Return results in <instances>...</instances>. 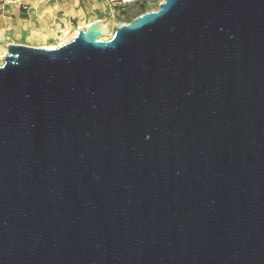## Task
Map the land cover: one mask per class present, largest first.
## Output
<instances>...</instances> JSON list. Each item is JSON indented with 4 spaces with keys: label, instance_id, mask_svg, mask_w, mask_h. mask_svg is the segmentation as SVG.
Segmentation results:
<instances>
[{
    "label": "water",
    "instance_id": "water-1",
    "mask_svg": "<svg viewBox=\"0 0 264 264\" xmlns=\"http://www.w3.org/2000/svg\"><path fill=\"white\" fill-rule=\"evenodd\" d=\"M0 264H264V0L8 43Z\"/></svg>",
    "mask_w": 264,
    "mask_h": 264
},
{
    "label": "crops",
    "instance_id": "crops-1",
    "mask_svg": "<svg viewBox=\"0 0 264 264\" xmlns=\"http://www.w3.org/2000/svg\"><path fill=\"white\" fill-rule=\"evenodd\" d=\"M65 2H68V1L38 0L37 2H34L33 0H25L24 3L28 5V8L23 9L19 3H7L6 1H0V35H1L0 45L5 44V43H10V42L23 43V41H25L26 39H29L25 37L18 38L14 35V32H16L15 30L19 29L20 31H22V33H25L28 31L29 28L31 29L34 28L35 18H36V22H38L39 19L44 20V18L46 17L45 21L49 24L55 18L56 19L68 18L69 20L71 17L72 11L70 10L68 11L67 8L63 6ZM48 7L52 8L53 12L52 10L48 11ZM81 21H85V18H83ZM81 21L79 18H77V22L79 25L82 24L80 23ZM49 24L47 25L48 27H46L45 23H43V27L47 28L46 30H48L47 33L50 36H47V37H50L51 40H53L54 43H56V40H58L57 39L58 34L56 32V29L58 27H53ZM69 30L73 31V29L71 28ZM44 34L45 32L42 31L40 35H37V37H35V39H30V40L42 41L41 36H43ZM35 46H40V45L36 44ZM0 53H1V47H0Z\"/></svg>",
    "mask_w": 264,
    "mask_h": 264
},
{
    "label": "rangeland",
    "instance_id": "rangeland-1",
    "mask_svg": "<svg viewBox=\"0 0 264 264\" xmlns=\"http://www.w3.org/2000/svg\"><path fill=\"white\" fill-rule=\"evenodd\" d=\"M63 1H68L63 4V6L67 8V10L73 8V11L71 12V17H70L71 23H69L68 18H66L67 25L65 24L63 26V27H68L66 29L67 33H66L65 38H67L69 34L73 32L69 30L70 28L74 30L77 27L76 26L77 18H79L81 21L84 17L85 18L84 22H87L88 20H90L91 16L93 15H109L112 13L111 5L108 3H105L104 0H63ZM160 2L161 0H144L142 3L126 6L124 8H118L114 12V15L118 22H127V21L132 20L135 16L139 15L142 12L157 9L159 7ZM67 4H69V7ZM80 9H81V12H83L84 16L80 14V11H79ZM34 23H35L34 28L32 29L29 28L28 31L25 33H22V31H20L19 29L15 30L16 32H14V35L18 38L19 37L29 38L23 41V43L25 44H30V45L45 44V43L58 44V43H54V41L51 40L50 37H47L50 35L47 33L48 30H46L43 27V22H41L40 19L38 20V22H36V18H35ZM42 31L45 32V34L41 36L42 41L30 40V39H35V37H37V35H40ZM63 36H64L63 32H61V34L58 35L59 42L60 40H62Z\"/></svg>",
    "mask_w": 264,
    "mask_h": 264
},
{
    "label": "bare ground",
    "instance_id": "bare-ground-1",
    "mask_svg": "<svg viewBox=\"0 0 264 264\" xmlns=\"http://www.w3.org/2000/svg\"><path fill=\"white\" fill-rule=\"evenodd\" d=\"M161 2H162V0H161ZM160 2V3H161ZM159 3V4H160ZM71 4V3H70ZM68 5V7H69V4H67ZM50 10H52V8H49L48 7V11H50ZM70 11H73V8H71V9H69ZM68 10V11H69ZM80 11V14L81 15H83V12H81V9L79 10ZM52 12H53V10H52ZM38 13V12H37ZM49 13V12H48ZM47 13V14H48ZM68 13V12H67ZM43 15V14H42ZM49 15V14H48ZM47 15V16H48ZM53 16V15H52ZM84 16V15H83ZM84 18V17H83ZM45 19H46V17L44 18V20L43 19H41V22H43V23H45V25H46V27H48L47 25L49 24V23H47L46 21H45ZM50 19V18H49ZM63 21L65 22V24H66V22H67V19H63ZM93 21H101L103 24H105V25H107V26H109L110 28H112L114 25H116L117 23H119L118 21H117V19L115 18V15L114 14H109V15H93V16H91V18H90V20H88L87 22H84V21H81L80 23H82V24H80V26H77L74 30H73V32L71 33V34H69V36L67 37V38H65L66 37V33H67V28L68 27H63V28H61V30H62V32L64 33V36H63V38H62V40H60V42H58V44H61V43H64V42H66V41H68V40H70L76 33H77V31L79 30V28H81V27H85V26H87V25H89L91 22H93ZM59 28V27H58ZM45 29H47V28H45ZM55 29V28H54ZM55 33V32H54ZM38 34V33H37ZM51 34V33H50ZM109 35L110 34H108V35H106V36H104V38H107V37H109ZM1 36V35H0ZM58 44H52V43H45V44H39L40 46H42V47H55V46H57ZM7 45H8V43H5V44H1L0 45V47H1V53H0V60H1V57H2V55H4L5 53H6V51H7Z\"/></svg>",
    "mask_w": 264,
    "mask_h": 264
},
{
    "label": "built area",
    "instance_id": "built-area-1",
    "mask_svg": "<svg viewBox=\"0 0 264 264\" xmlns=\"http://www.w3.org/2000/svg\"><path fill=\"white\" fill-rule=\"evenodd\" d=\"M0 1H6L7 3H19L23 9L28 8V5L26 3H24L25 0H0ZM33 1L37 2L38 0H33ZM104 1H105V3H108L111 5V7H112L111 12H112V14H114L116 9H118V8H124L126 6L142 3L144 0H104ZM68 21H69V23H71L70 19ZM49 25H51L53 27H59L56 29V32L58 35H60L62 32L61 28H63V26L65 25V22L63 21V19H56L55 18L51 21V23ZM76 26H80L78 24V22L76 23ZM57 39H58V36H57ZM58 42L59 41L56 40V43H58Z\"/></svg>",
    "mask_w": 264,
    "mask_h": 264
}]
</instances>
